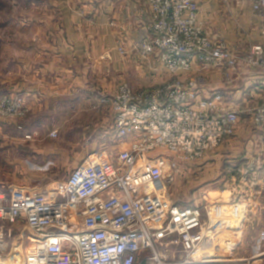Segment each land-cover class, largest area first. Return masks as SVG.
<instances>
[{
    "label": "built area",
    "instance_id": "2783aa9c",
    "mask_svg": "<svg viewBox=\"0 0 264 264\" xmlns=\"http://www.w3.org/2000/svg\"><path fill=\"white\" fill-rule=\"evenodd\" d=\"M141 1L150 22L135 49L152 80L161 81L141 89L122 82L102 99L112 112L113 145L127 146L113 160L89 155L52 189L13 193L10 202L0 191V223L23 222L28 231L24 264L231 262L204 253L212 242L206 220L216 203L177 204L167 188L188 165L229 143L242 122V112L209 84L212 72L229 85L240 70L258 75L255 91L262 100L248 114L264 148V42L234 49L209 36L193 0ZM222 1L230 7V0ZM250 2L264 16V0ZM29 112L22 93L0 97L1 117L21 119ZM259 170L252 163L237 172L243 188L258 185L253 177ZM262 255L238 262L257 264Z\"/></svg>",
    "mask_w": 264,
    "mask_h": 264
},
{
    "label": "crops",
    "instance_id": "0c3cea01",
    "mask_svg": "<svg viewBox=\"0 0 264 264\" xmlns=\"http://www.w3.org/2000/svg\"><path fill=\"white\" fill-rule=\"evenodd\" d=\"M51 1L36 0L41 5L37 7L47 10L51 7L50 11L59 12L60 17L57 21L50 18L35 20L37 24L52 27L49 33L37 36L34 40L36 43L25 45L17 72H8L2 89V92L22 93L27 105L33 110H30V116L38 117L37 120L43 118L41 108L47 103L68 107L70 99H78L89 93L86 87L90 79L103 82L102 86L106 84L108 88L105 91H116L117 88L101 80L100 74L102 70L103 73L105 71L107 58L120 55L118 48L121 47L128 52L125 59L133 62V55L137 53L135 46L141 41L150 22L149 11L141 0H57L61 2L58 7L52 6ZM193 1L200 10V18L209 36L224 38L234 49L264 42V16L252 8L250 0H230V7L222 0ZM54 42L58 46L54 47ZM135 64L134 73L138 80L135 86L131 85L133 88H144L150 81L159 82L152 80L145 64L138 61ZM116 65L118 70L124 72L128 67L126 62L125 65ZM233 80L229 85L220 72L209 75V84L223 93L226 104L240 110L243 118L236 136L218 150L227 159V193H221L222 182H203L205 185L201 186L200 191L204 197L200 205L216 203V209L219 207L218 210L223 211L221 224L218 225L215 219L219 211L215 212L214 218L212 216L209 221L206 220L210 226L212 243H220L218 248L225 251L224 256L231 260L227 264H243L238 261L264 252V154L261 156L264 148L259 141V132H252L248 127L251 125L248 110L262 99L255 91L258 75L254 72L242 73L240 70L233 75ZM41 125L35 123L34 126L39 128ZM98 134L96 137L102 139L103 134ZM244 138L250 139L247 151L241 148L240 140ZM104 144L99 145L102 147ZM218 158L221 160L219 155ZM252 163H257L260 170L253 177L258 185L249 191L241 185L237 172ZM28 181L29 178L24 182H0V191L10 202L13 193H21V190L27 191L43 183ZM48 183L51 181L45 184ZM217 229L223 230V245L220 238L216 239L220 234ZM257 264H264V255L259 257Z\"/></svg>",
    "mask_w": 264,
    "mask_h": 264
},
{
    "label": "rangeland",
    "instance_id": "374dc122",
    "mask_svg": "<svg viewBox=\"0 0 264 264\" xmlns=\"http://www.w3.org/2000/svg\"><path fill=\"white\" fill-rule=\"evenodd\" d=\"M50 3H53L52 6L58 7L61 2L53 0ZM37 6L41 5L36 0H0V92L2 93L0 97L19 94V92H2L3 81L8 77V72H17L22 62L20 56H22L25 45L36 43L35 38L49 33L50 26L52 27V25L37 24L35 20L50 18L57 21V18L60 17L59 12L52 13L50 11L49 5L48 10L40 9ZM40 28L41 32L37 31ZM53 45L54 47L58 46L56 42ZM122 49L118 48L120 55L114 56L112 59L107 58L106 66L103 65L105 71L103 73L102 70L100 74L101 80H105L109 86L112 85L115 88L121 82L135 86L138 80L134 73L135 63L138 61L142 64L136 49V52L133 50L136 53L133 55V62L125 59L128 52L124 49L122 51ZM125 62L128 64L125 72L118 70L116 64L125 65ZM102 84L104 83L97 79H90V83L86 87L89 88V93L78 99H70L68 107H57L53 106L55 103L52 105L47 103L41 108L43 118L40 120H37L38 117L34 115L30 116L33 110L28 105L31 111L21 119L0 116V182H24L29 178L31 182H43L39 186L31 187L32 189H52L56 187L53 182L66 181L72 170L78 164L80 165L87 156L93 154L91 152L96 151L94 153L98 154L102 152L106 160H113L117 151L127 145L121 147L113 145L116 137L112 112L109 104L103 103L102 99L110 98L116 91L111 93L109 90L105 91L108 87L106 84L105 86ZM80 95L82 96V94ZM35 123L42 125L37 128L34 126ZM251 125L248 126L249 129L252 132L257 131ZM52 130L57 132L56 136L51 135ZM98 133L103 134L102 139L96 137L99 135ZM249 140L245 138L240 140L241 148L246 151L250 148ZM101 143L105 144L101 147L99 145ZM221 147L204 159L188 165L187 167L190 169L186 171V174L179 175L174 185L168 186L167 192L172 201L181 205L200 206L204 197L200 191L201 186L205 185L202 184L203 182H222L221 193H227L225 187L228 181L227 159L219 153L218 150ZM257 159L259 158L257 157ZM39 174L43 177L41 178ZM31 175H37V177H31ZM50 181L51 183L45 184ZM206 196L210 197L208 194ZM218 209L219 207L215 210L220 213L215 219L217 218L219 225L223 211ZM214 215L215 213L213 218ZM207 220L209 221V218ZM19 223L16 226L0 223V264H24V257L31 248L29 245L31 241L28 231L25 230V224ZM221 232L223 230L217 229V233L220 234L216 239L220 238L222 243L224 236ZM218 245L220 243H216V241L215 243L209 241L205 245L204 253L212 257L226 258L225 251L222 252Z\"/></svg>",
    "mask_w": 264,
    "mask_h": 264
}]
</instances>
